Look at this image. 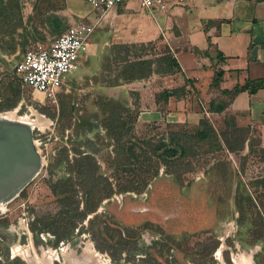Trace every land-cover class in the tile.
<instances>
[{"label": "rangeland", "instance_id": "374dc122", "mask_svg": "<svg viewBox=\"0 0 264 264\" xmlns=\"http://www.w3.org/2000/svg\"><path fill=\"white\" fill-rule=\"evenodd\" d=\"M17 5V0L0 4V113L15 111L10 114L44 122L33 129V141L45 160L46 176L38 175L3 206L0 264H26L12 250L30 245L38 257L56 252L53 264H93L85 257L88 249L108 264H236L241 258L264 264V127L238 126L227 114L210 115L206 119L213 133L198 140L194 125L136 123L138 107L131 93L113 101L79 81L53 102L32 94L15 78V48L6 42L16 30ZM126 13L137 18L136 4ZM124 19L119 11L100 19L108 36L102 69L104 77L113 75V85L122 81L124 59L169 56L164 44L139 43ZM131 24L135 30L138 21ZM159 67L153 65V73L164 74ZM10 87L18 92L11 109L6 106ZM116 126L121 128L110 130ZM174 133L183 135V151L161 155L155 150L160 139L171 148ZM84 155L91 158L98 184L97 178L82 180L76 174L72 161ZM62 181L71 184L75 203L67 210L77 214L95 208L91 214L83 219L61 214L60 198L50 188L58 191ZM17 222L27 225L29 237Z\"/></svg>", "mask_w": 264, "mask_h": 264}, {"label": "crops", "instance_id": "0c3cea01", "mask_svg": "<svg viewBox=\"0 0 264 264\" xmlns=\"http://www.w3.org/2000/svg\"><path fill=\"white\" fill-rule=\"evenodd\" d=\"M17 1L16 30L6 39L13 44L17 61L34 45H49L71 25H91L97 19L83 0ZM132 4L137 6L138 19L126 13ZM117 11L139 43L164 44L179 73L152 72L145 79L128 83L117 79L113 85V75L104 77L102 69L108 36H103L100 22L89 38L87 53L78 58L77 69L66 76L61 92H67L72 83L86 81L98 97L117 101L131 93L138 107L136 123L151 128L196 126L203 117L218 114H227L238 126L264 127V90L251 96L242 92L231 100L220 94L246 81L264 79V0H191L183 6L169 0L164 11L141 10L137 1L129 0L107 11L104 17L114 18ZM136 20L134 30L131 23ZM216 72L221 76L217 88H213L211 82ZM100 77L108 81L100 84ZM180 87L183 95L162 96L163 92L168 95ZM220 103H227L225 109L212 113L210 109Z\"/></svg>", "mask_w": 264, "mask_h": 264}, {"label": "built area", "instance_id": "2783aa9c", "mask_svg": "<svg viewBox=\"0 0 264 264\" xmlns=\"http://www.w3.org/2000/svg\"><path fill=\"white\" fill-rule=\"evenodd\" d=\"M97 14L91 25L74 24L63 34L53 39L47 46L35 45L24 52L13 66V74L21 87L32 94H39L43 99L54 101L62 91L66 76L77 69L78 58L85 55L89 48V38L99 26L100 19L112 8L118 7L129 0H83ZM141 10L157 9L164 11L169 0H135ZM191 0H171L173 5L183 6ZM37 131H41L36 129ZM37 141H34L36 144ZM39 155L41 156L40 151ZM43 158V156H41ZM44 160V158H43ZM45 166L43 161L42 168ZM42 168L37 174H42ZM36 176V177H37ZM43 172L42 177L45 178ZM35 177V178H36ZM34 178V179H35ZM33 179V180H34ZM17 228L30 236L27 225L17 222ZM14 227H11L13 230ZM48 235H46L47 237ZM146 235L143 240H146Z\"/></svg>", "mask_w": 264, "mask_h": 264}, {"label": "trees", "instance_id": "16d2710c", "mask_svg": "<svg viewBox=\"0 0 264 264\" xmlns=\"http://www.w3.org/2000/svg\"><path fill=\"white\" fill-rule=\"evenodd\" d=\"M1 4V0H0ZM167 51V50H166ZM123 67L120 71L119 77L122 79L123 82L128 83L132 82L134 80H140L147 78L154 70L152 69V66L159 65L163 66L160 71L164 74H172V73H179V67L176 63V61L171 56H161L159 59L156 60H150L145 59L144 57L140 58L137 57L136 59L128 60L124 59L122 61ZM221 73L216 72L214 74V77L211 82V87L217 88L219 79H220ZM187 81H183L185 84ZM264 90V79H258L254 81H246L242 86H235L231 91H223L220 92L222 96H224L227 100L233 99L237 94L246 92L248 95H254L257 91ZM164 94V95H163ZM183 95V87L177 88L175 90H172L168 93L163 92L162 96H170V97H179ZM18 92L17 89H14L10 87L9 89V99L6 101V106H8L9 109L15 107L16 101H17ZM227 103H220L217 104L214 108L210 109L212 113L218 114L222 112ZM1 111V108H0ZM111 115H113V112H110ZM108 126H112L111 124ZM121 127H113L110 130H119ZM213 133L212 128L210 127L208 121L206 118H202L199 120L198 124L196 125L194 137H196L198 140H204L207 137V133ZM164 141L166 139L161 138L160 143L156 147V151L160 152L161 155H169L171 157H175L179 155L183 151V144L184 137L181 135V133H174L171 135V138H169V144L173 147L167 148L166 145H164ZM76 160V159H75ZM91 158L88 157V155H84L80 157V161H74L73 163H76V174L78 175V178H82L85 180L94 179L97 177H94L95 172L93 170V167L91 166ZM98 179V178H97ZM100 182V179H98L97 184ZM61 185H59L58 191H56V187L50 188V192L54 194L55 196H58L59 204L64 209L61 214H70L71 218L79 217L84 218L85 215L91 214L94 209L84 211L82 213L77 212V214H72L71 211L67 210V208L72 207L75 205V203L71 200V191L70 186L71 184L68 183V181H62L60 182ZM96 184V185H97ZM91 189H93L92 186H89ZM76 207L74 208L75 211ZM52 224H55L52 223ZM68 224H71V221H68ZM72 226V225H71Z\"/></svg>", "mask_w": 264, "mask_h": 264}, {"label": "water", "instance_id": "95a60500", "mask_svg": "<svg viewBox=\"0 0 264 264\" xmlns=\"http://www.w3.org/2000/svg\"><path fill=\"white\" fill-rule=\"evenodd\" d=\"M0 113V205L13 200L40 172L43 158L33 141L34 125ZM30 121V120H29Z\"/></svg>", "mask_w": 264, "mask_h": 264}, {"label": "bare ground", "instance_id": "6f19581e", "mask_svg": "<svg viewBox=\"0 0 264 264\" xmlns=\"http://www.w3.org/2000/svg\"><path fill=\"white\" fill-rule=\"evenodd\" d=\"M6 116L10 117V118L16 117L13 114H7ZM18 119L32 123L35 126L34 128L40 129V128H43V126H44L43 125L44 122H42L40 119H37L36 121H31V120L29 121L28 118H22V117H18ZM3 206H5V205H0V212H4ZM63 252H64V250L60 251L63 258L65 260H68L70 263H72L71 259H69V258L67 259V256L69 257L70 254L65 255V253H63ZM58 253H59V250H58ZM84 254H85V257H87L86 259L91 260V263H92V261L95 262V263L93 262V264H108L106 261H97L96 253L91 249L86 250L84 252ZM12 255L15 257L16 256L20 257L26 264H53L58 259L56 252L51 251V250H47V251L43 252L41 257L36 256L33 252V249L31 248V245L28 247H18V246L15 247L12 250ZM250 263L251 262H250L249 258H247V259L241 258V259H238L236 261V264H250Z\"/></svg>", "mask_w": 264, "mask_h": 264}]
</instances>
